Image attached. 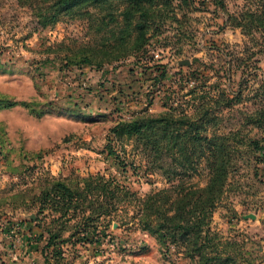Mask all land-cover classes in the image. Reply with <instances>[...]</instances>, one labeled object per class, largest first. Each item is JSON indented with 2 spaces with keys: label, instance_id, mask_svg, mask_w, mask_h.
<instances>
[{
  "label": "rangeland",
  "instance_id": "rangeland-1",
  "mask_svg": "<svg viewBox=\"0 0 264 264\" xmlns=\"http://www.w3.org/2000/svg\"><path fill=\"white\" fill-rule=\"evenodd\" d=\"M249 5L248 0H196L192 6L182 1L178 20L163 21L144 50L108 60L99 52L108 46L101 44L112 40L108 31L117 33L118 25L105 10L89 8L91 16L83 10L66 13L42 28L26 5L0 0V94L44 111L36 117L19 105L0 109V264H190L182 248L161 246L138 229L126 204L106 228L95 230V242H85L84 232L69 236L68 227L65 240H58L62 246L44 252V239H33L57 223L47 210L38 213L31 199L45 179L74 185L96 173L140 196L168 187L162 172L148 169L139 146L112 139L109 129L143 114L193 115L202 101L214 118L208 136L234 133L242 139L232 141L237 151L210 228L228 243L236 264H264V120L249 117L264 107V33L233 20ZM122 8L119 3L113 8L118 22ZM106 21L105 30L97 32ZM83 51L104 59L103 65L69 63L68 57ZM184 59L190 64L179 65ZM197 169L184 180L203 186L204 161ZM29 225L35 231H28Z\"/></svg>",
  "mask_w": 264,
  "mask_h": 264
},
{
  "label": "trees",
  "instance_id": "trees-1",
  "mask_svg": "<svg viewBox=\"0 0 264 264\" xmlns=\"http://www.w3.org/2000/svg\"><path fill=\"white\" fill-rule=\"evenodd\" d=\"M18 1L30 8L42 28L57 23L60 16L66 13L83 10L84 14L91 16L89 8L105 10L110 15V22L118 25L117 33L112 29L108 31L112 40L101 41V46L108 47L99 52L103 58L110 60L144 50L151 37L160 32L163 21L178 20L176 9L186 0ZM195 2L189 0V5ZM248 2L249 7H245L239 17L233 16L235 24L264 33V0ZM117 3L123 5L119 13L120 22L113 14ZM108 25L107 21L101 22L96 31H103ZM68 59L69 63L79 67L95 64L98 68L104 60L95 59L88 51ZM157 73L166 77L165 71L158 70ZM192 92L189 91L190 94ZM33 104L10 100L0 94V109L19 105L36 117L43 115V109ZM249 117L251 121L261 123L264 107ZM213 119L208 104L202 101L195 107L193 115L168 110L158 115L143 114L116 122L109 129L112 139L119 142L132 140L143 151L148 169L162 172L170 185L140 196L119 180L100 173L89 174L74 185L60 179H45L31 200L38 203V213L49 212L51 222H56L57 227L41 228L38 239L33 241L36 243L44 239L42 251L50 250L51 254L62 246L58 240H65L61 239L62 234L70 227L72 232L69 236L84 232L85 242H95V230L100 225L106 228L122 206L130 205L133 208L130 220L137 224L138 229L154 236L161 246L182 248L190 264H236L234 256L227 250L228 243L220 241L218 234L211 230L210 222L233 166V153L237 151V146L232 145V141L241 143L242 139L234 133H211L208 136V125ZM254 144L258 146V142ZM262 150L264 154V148ZM202 161L206 169L205 184L200 186L184 180L189 171L198 170ZM13 170L16 168L13 167ZM119 220L121 224H127V221ZM71 222L73 224L69 225ZM56 255L57 252L52 255L54 260ZM47 264H56V261Z\"/></svg>",
  "mask_w": 264,
  "mask_h": 264
},
{
  "label": "water",
  "instance_id": "water-1",
  "mask_svg": "<svg viewBox=\"0 0 264 264\" xmlns=\"http://www.w3.org/2000/svg\"><path fill=\"white\" fill-rule=\"evenodd\" d=\"M178 64H179V65H189L190 62H189L188 59H184V60H180V61H178ZM247 216H248V217H251V218H254V217H255L253 214H249V215H247Z\"/></svg>",
  "mask_w": 264,
  "mask_h": 264
},
{
  "label": "crops",
  "instance_id": "crops-1",
  "mask_svg": "<svg viewBox=\"0 0 264 264\" xmlns=\"http://www.w3.org/2000/svg\"><path fill=\"white\" fill-rule=\"evenodd\" d=\"M33 228V229H32ZM30 229H32V230H30ZM35 229H36V227H32V225H29V227H28V231L30 230V231H35ZM27 251V250H26ZM27 253H29V251L27 252Z\"/></svg>",
  "mask_w": 264,
  "mask_h": 264
},
{
  "label": "built area",
  "instance_id": "built-area-1",
  "mask_svg": "<svg viewBox=\"0 0 264 264\" xmlns=\"http://www.w3.org/2000/svg\"><path fill=\"white\" fill-rule=\"evenodd\" d=\"M33 236H31L30 238H32Z\"/></svg>",
  "mask_w": 264,
  "mask_h": 264
}]
</instances>
